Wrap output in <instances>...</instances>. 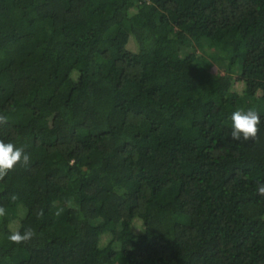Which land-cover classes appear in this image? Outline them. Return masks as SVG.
<instances>
[{
	"label": "trees",
	"instance_id": "16d2710c",
	"mask_svg": "<svg viewBox=\"0 0 264 264\" xmlns=\"http://www.w3.org/2000/svg\"><path fill=\"white\" fill-rule=\"evenodd\" d=\"M0 115V264H264V0H0Z\"/></svg>",
	"mask_w": 264,
	"mask_h": 264
},
{
	"label": "clouds",
	"instance_id": "9594fccd",
	"mask_svg": "<svg viewBox=\"0 0 264 264\" xmlns=\"http://www.w3.org/2000/svg\"><path fill=\"white\" fill-rule=\"evenodd\" d=\"M231 120V139L240 141L255 140L258 136L259 125L261 123L259 113L253 109H236L230 116ZM7 117L0 115V123H6ZM30 163V155L23 148L17 147L12 142L0 140V180H3L9 172L14 170L18 164L27 166ZM258 194L264 196V184L257 186ZM13 200L16 196L13 195ZM6 215V209L0 206V217ZM38 217L43 216V210L37 213ZM35 236L32 228H26L23 232L13 231L8 239L14 244H25Z\"/></svg>",
	"mask_w": 264,
	"mask_h": 264
},
{
	"label": "rangeland",
	"instance_id": "374dc122",
	"mask_svg": "<svg viewBox=\"0 0 264 264\" xmlns=\"http://www.w3.org/2000/svg\"><path fill=\"white\" fill-rule=\"evenodd\" d=\"M61 259H66V260H68V261H69V264H70V259H69V257H61ZM117 260H119V256L116 257V261H117Z\"/></svg>",
	"mask_w": 264,
	"mask_h": 264
}]
</instances>
